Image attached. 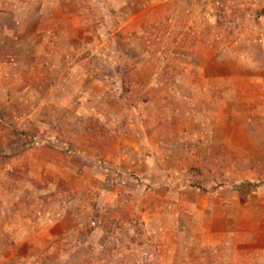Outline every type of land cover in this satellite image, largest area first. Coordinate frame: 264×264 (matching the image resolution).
Instances as JSON below:
<instances>
[{"label": "rangeland", "instance_id": "rangeland-1", "mask_svg": "<svg viewBox=\"0 0 264 264\" xmlns=\"http://www.w3.org/2000/svg\"><path fill=\"white\" fill-rule=\"evenodd\" d=\"M0 264H264V0H0Z\"/></svg>", "mask_w": 264, "mask_h": 264}, {"label": "built area", "instance_id": "built-area-1", "mask_svg": "<svg viewBox=\"0 0 264 264\" xmlns=\"http://www.w3.org/2000/svg\"><path fill=\"white\" fill-rule=\"evenodd\" d=\"M218 3H219V2H218V1H216V2H215V5H218Z\"/></svg>", "mask_w": 264, "mask_h": 264}, {"label": "trees", "instance_id": "trees-1", "mask_svg": "<svg viewBox=\"0 0 264 264\" xmlns=\"http://www.w3.org/2000/svg\"><path fill=\"white\" fill-rule=\"evenodd\" d=\"M16 133H18V132H16ZM22 135H25V133L22 132Z\"/></svg>", "mask_w": 264, "mask_h": 264}]
</instances>
